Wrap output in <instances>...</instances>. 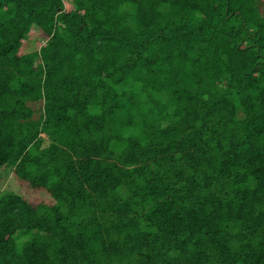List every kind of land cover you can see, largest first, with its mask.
I'll list each match as a JSON object with an SVG mask.
<instances>
[{"label":"trees","instance_id":"trees-1","mask_svg":"<svg viewBox=\"0 0 264 264\" xmlns=\"http://www.w3.org/2000/svg\"><path fill=\"white\" fill-rule=\"evenodd\" d=\"M261 5L0 0V264H264Z\"/></svg>","mask_w":264,"mask_h":264},{"label":"rangeland","instance_id":"rangeland-1","mask_svg":"<svg viewBox=\"0 0 264 264\" xmlns=\"http://www.w3.org/2000/svg\"><path fill=\"white\" fill-rule=\"evenodd\" d=\"M261 8L264 10V0H261ZM31 36V34H30ZM41 42L32 41L27 45V51L35 50ZM16 192L27 197L31 202L49 201L50 197L44 190L29 188L26 183L21 182L13 173L11 166L0 168V193L4 191Z\"/></svg>","mask_w":264,"mask_h":264}]
</instances>
